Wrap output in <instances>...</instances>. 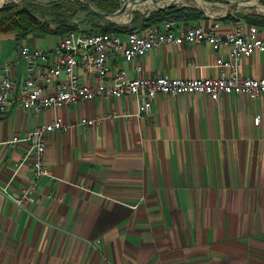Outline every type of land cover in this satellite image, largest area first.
<instances>
[{
    "label": "crops",
    "instance_id": "crops-1",
    "mask_svg": "<svg viewBox=\"0 0 264 264\" xmlns=\"http://www.w3.org/2000/svg\"><path fill=\"white\" fill-rule=\"evenodd\" d=\"M201 11L188 23L207 30L251 24L232 11ZM59 37L46 44L43 33L0 32V74L6 68L20 81V46L50 49ZM227 50L208 40L164 43L142 57V73L214 75L215 58ZM108 62L110 71L135 75L120 55ZM239 72L264 76V50L242 57ZM136 106L132 95H122L37 113L11 104L0 112V182L11 178L13 192L32 175V158L23 159L28 141L13 139L56 115L68 124L46 135L52 177L39 179L36 201L17 206L0 192V264H264V93L158 94L142 117L79 123Z\"/></svg>",
    "mask_w": 264,
    "mask_h": 264
},
{
    "label": "built area",
    "instance_id": "built-area-1",
    "mask_svg": "<svg viewBox=\"0 0 264 264\" xmlns=\"http://www.w3.org/2000/svg\"><path fill=\"white\" fill-rule=\"evenodd\" d=\"M206 40L213 49L228 48L226 57L215 58L213 66L218 70L217 74L178 78L142 73L141 59L150 48L164 43L181 45ZM263 50L264 34L259 35L258 25L244 26L242 20L226 29L214 23L208 30L188 22L163 20L159 24L129 30L124 37L110 31L70 30L60 36L50 49L26 44L20 46L17 57L25 62V76L18 81L3 68L0 74V112H7L11 104L31 108L37 113L44 108H57L98 97L132 95L135 98V111L122 114L112 112L79 122L87 126L99 123L105 117H142L150 112L158 94L176 96L199 92L217 99L223 94L243 93L253 98L264 93V76L240 74V60ZM119 55L133 63L135 75L129 76L123 67L110 71L109 58ZM259 121V116L253 117L255 124ZM67 126L56 115L50 122L28 131L24 138L13 139L14 142L27 140L28 147L23 159L32 158V175L18 192L10 190L11 178L0 182V192L15 205L34 203L39 179L52 177L45 164L46 135Z\"/></svg>",
    "mask_w": 264,
    "mask_h": 264
},
{
    "label": "trees",
    "instance_id": "trees-1",
    "mask_svg": "<svg viewBox=\"0 0 264 264\" xmlns=\"http://www.w3.org/2000/svg\"><path fill=\"white\" fill-rule=\"evenodd\" d=\"M122 1L91 0L95 6L108 13L118 9ZM45 4L51 6L54 10H58L57 13L60 19H58L56 26H49V22L39 19L27 7H19L17 3L10 1L3 3L0 7V32H15L18 37H24L29 33H50L60 36L70 30L79 28L76 23L70 21L78 12L85 11L93 18L102 17L90 12L81 0H52ZM70 6H73V8ZM201 16H203V12L194 6L173 4L162 9H150L149 11L132 10L129 23H134V25L129 28L128 23L121 25L110 22L99 26L98 29L93 31L128 32L132 29L159 24L163 20L189 22ZM244 18L251 24L264 25V14L250 13L246 14ZM125 20L126 15L123 17V21Z\"/></svg>",
    "mask_w": 264,
    "mask_h": 264
},
{
    "label": "rangeland",
    "instance_id": "rangeland-1",
    "mask_svg": "<svg viewBox=\"0 0 264 264\" xmlns=\"http://www.w3.org/2000/svg\"><path fill=\"white\" fill-rule=\"evenodd\" d=\"M6 2H15L19 7H27L31 12H33L39 19L49 22V26H56L60 16L58 15V10H54L51 6L46 5L45 2H40L38 0H5ZM175 4H185L194 6L200 10H203L210 14L221 15L226 14L228 11L232 13H239L240 17H244L246 14L258 13L264 14V10L258 9V6L264 8V0H254V3H243L245 0H241L240 3H223L219 0H173ZM252 1V0H246ZM123 2V1H122ZM161 3H167L165 0H160ZM141 3V2H140ZM163 3V4H164ZM73 8V6H70ZM71 8V9H72ZM152 9L153 5L151 2H144L141 5L130 8L128 5L124 12L121 14L126 15V20H118L116 17H100L93 18L89 13L85 11L78 12L73 18H71V23H76L78 29L74 30H84V31H93L98 29L101 25H106L107 23L113 22L117 24H127L130 17L132 16V10L146 11V9ZM55 11V12H53ZM225 16V15H224ZM62 36V35H60ZM55 39V34L43 33L42 42L46 44H52Z\"/></svg>",
    "mask_w": 264,
    "mask_h": 264
},
{
    "label": "water",
    "instance_id": "water-1",
    "mask_svg": "<svg viewBox=\"0 0 264 264\" xmlns=\"http://www.w3.org/2000/svg\"><path fill=\"white\" fill-rule=\"evenodd\" d=\"M40 2H49V1H52V0H38ZM82 3L87 7V9L90 11V12H93V13H96L98 15H101V16H104V17H115L119 14H121L122 12L125 11V9L127 8L126 6V2H130L132 4H135L136 2H143L145 0H123V2L121 3L120 7L118 9H116L114 12H111V13H108L106 11H103L101 10L100 8H98L97 6H95L91 0H81ZM153 2V8L152 9H162V8H165L167 6H170V5H173L175 4L173 0L167 2V3H161L160 0H151ZM221 2H224V3H240L241 0H219ZM1 7V5H0ZM132 9V8H131ZM151 9V8H150ZM150 9H146V11H149Z\"/></svg>",
    "mask_w": 264,
    "mask_h": 264
},
{
    "label": "bare ground",
    "instance_id": "bare-ground-1",
    "mask_svg": "<svg viewBox=\"0 0 264 264\" xmlns=\"http://www.w3.org/2000/svg\"><path fill=\"white\" fill-rule=\"evenodd\" d=\"M166 2H169V1H171V0H165ZM6 1L5 0H0V5H2L3 3H5ZM144 2H151L152 4H153V2L151 1V0H145V1H143V2H136L135 4H132V3H130V2H126V6H130V8H134L135 6H138V5H141V4H143ZM164 3V2H163ZM243 3H245V4H248V3H254V0H252V1H244ZM258 9H260V10H264V8L262 7V6H258ZM116 17V19H118V20H122L123 19V17H124V14H119V15H117V16H115Z\"/></svg>",
    "mask_w": 264,
    "mask_h": 264
}]
</instances>
